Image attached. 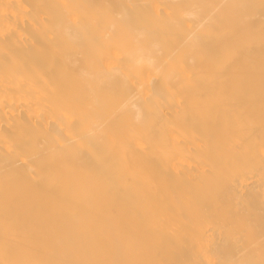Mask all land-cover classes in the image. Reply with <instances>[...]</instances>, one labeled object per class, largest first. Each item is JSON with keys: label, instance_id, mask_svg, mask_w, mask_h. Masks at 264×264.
Wrapping results in <instances>:
<instances>
[{"label": "bare ground", "instance_id": "bare-ground-1", "mask_svg": "<svg viewBox=\"0 0 264 264\" xmlns=\"http://www.w3.org/2000/svg\"><path fill=\"white\" fill-rule=\"evenodd\" d=\"M0 264H264V0H0Z\"/></svg>", "mask_w": 264, "mask_h": 264}]
</instances>
